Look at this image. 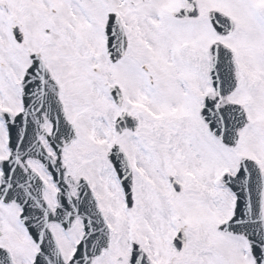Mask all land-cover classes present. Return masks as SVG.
<instances>
[{"label": "snow or ice", "instance_id": "obj_1", "mask_svg": "<svg viewBox=\"0 0 264 264\" xmlns=\"http://www.w3.org/2000/svg\"><path fill=\"white\" fill-rule=\"evenodd\" d=\"M0 264H264V0H0Z\"/></svg>", "mask_w": 264, "mask_h": 264}]
</instances>
